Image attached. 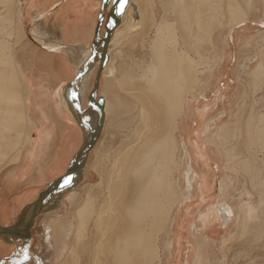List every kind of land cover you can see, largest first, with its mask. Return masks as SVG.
<instances>
[{
  "label": "bare ground",
  "instance_id": "obj_1",
  "mask_svg": "<svg viewBox=\"0 0 264 264\" xmlns=\"http://www.w3.org/2000/svg\"><path fill=\"white\" fill-rule=\"evenodd\" d=\"M124 1L126 6L123 8V14L118 16L122 27L116 26L112 30L108 46L113 47L117 40L116 45L118 46L119 42H122V45L121 40L126 39L128 35L129 39L139 43L142 51H146L148 56L147 62H143L144 66L142 62L139 65L138 61L132 59L136 62L137 69L134 68V63H131L135 71L132 69L128 72V78L131 80L129 86L126 85L131 93L129 90L127 94L123 92L127 91L124 85L127 83L123 81L124 84L120 86H125V89L123 90L122 86L120 90L116 89V92L122 91L121 94L126 95L123 98L122 95L118 96L120 99L113 102L107 98L109 100L102 102L103 107H97L93 115L79 108L82 79L88 70L96 69L99 61L100 47L97 46L95 50L98 52H95L90 60L87 59L88 62L78 65L77 80L69 85L67 96L70 98V109L84 132V139L87 138L89 130L95 129L99 115L102 114H105L106 118L111 116L108 120L111 122L110 131L119 133L121 128L126 127V133L120 132V145H114L110 155L112 163L114 162L112 170L106 173L103 168L101 175L100 168V179L90 185L87 192L94 194L89 193L73 213L77 226H73L72 230L69 228V217L46 218L43 232L50 231V236L44 234V237L54 243L57 234L64 232L67 227L64 235L66 239H73L72 245L69 244L60 250L62 252L65 249L60 260L57 261L54 256L55 264H175L174 258L181 256L183 252L188 264H210V254L205 250L206 246L212 242L216 243L214 239L219 235L218 225L225 228L237 214L235 208L226 202H210L213 186L208 181L212 174L210 167L205 166L207 156L214 153V164L219 166V155L214 148L220 150V146H224L227 141L232 142V139L241 136L243 131L256 133L257 139L260 138L258 141L264 145V116L258 119L251 116L245 125L241 123L239 110L235 114L231 112V122L216 127H205L208 131L214 129L210 138L198 137L204 133L200 124L194 133L196 137H193V134L188 132L190 123L193 117L202 118V108L196 105V102L207 98L203 93L197 96L194 92L199 87V92L214 88L216 102L222 99L232 102L238 97V88L222 79L230 57L228 49L231 45L249 46L260 33L259 28H264V0ZM12 2L0 0V171L4 166L7 167V164L19 159L21 148L27 143L31 130L23 105V95L26 96L22 93V88L25 83L20 70L16 71L13 55V44L19 42V36H24L22 27L21 31L17 27L18 23L20 26L22 24V10H17ZM17 18L19 22L16 24ZM108 52L106 51V56ZM114 54H111L113 59L109 58L112 65L118 57ZM120 56L123 57V54ZM120 56L119 63L123 61ZM123 64L124 61L121 65ZM127 66L129 68L130 65L126 64ZM113 67L117 68L114 65ZM120 70L119 72H124L123 69ZM111 72L112 68L106 76H110ZM124 74L127 75L126 72L122 75ZM251 75L253 83L258 80L261 83L264 77L262 58L258 60ZM106 76L101 78L107 79ZM120 77L117 80H120ZM115 79L112 78L114 84L117 82V85H114L116 88L119 80ZM125 110L128 111L129 118L123 116L127 113ZM198 130L202 132L199 134ZM178 134L180 140L177 138ZM212 136H216L215 139H212ZM257 139L252 142L257 143ZM20 142L22 144L19 145ZM130 145L132 146L129 148ZM81 178V170L75 171L63 186L46 196L38 214L56 210L62 203V194L65 191L71 192L67 200L72 202L76 194L74 188ZM99 193L101 196L97 197ZM91 198L97 201L96 205ZM196 203L202 207L207 206V209L197 219L198 228L195 235H192L193 244L185 248L183 244L189 241L184 240L186 225L192 220L196 210H200L196 208ZM252 206L250 203L244 205L247 214L242 221V234L249 230V221L254 217L255 207ZM26 221L19 225L23 230L21 233L27 229ZM171 223L172 229L167 234ZM2 236L11 239L7 240L11 243L17 241L20 244L13 255L1 264L20 261L24 255V246L31 239L30 230L27 240L11 235ZM165 236H169L166 241ZM225 240L223 238L219 242L223 245Z\"/></svg>",
  "mask_w": 264,
  "mask_h": 264
},
{
  "label": "crops",
  "instance_id": "obj_2",
  "mask_svg": "<svg viewBox=\"0 0 264 264\" xmlns=\"http://www.w3.org/2000/svg\"><path fill=\"white\" fill-rule=\"evenodd\" d=\"M124 2L123 0L121 4L123 5L121 15L123 14V8L126 6ZM18 3L22 10L21 27L24 36L20 45L15 49V59L20 67L23 82L25 83H23L24 88H22V93L26 96L24 97L23 95L25 99H23V105L31 130L29 129L30 133L27 137L28 144L25 143L21 148V156L19 155V159L0 171V227L15 225L23 217V214L30 205L36 201L39 194L48 185L65 175L71 169L83 146L84 132L80 126V122H78L70 109V98L67 95H69V87L77 80L79 66L83 62H88L94 56V53L98 52L95 50L97 46L101 47V39L104 36L106 23L105 16L108 10L107 6L105 12L103 11L104 0H18ZM96 36L98 37L97 40ZM126 39L124 38L125 43L124 40H121L123 41L122 45L120 44L122 42H119L117 46V40L113 44V47L111 45L108 46L107 52L110 49L111 51L108 52L105 65L109 66L104 65L105 68L101 72L96 94V100H99L102 107L103 103L109 100L107 98H110V101L113 102V100H118L121 95V98L126 96L121 94L120 91H117L118 93L116 92V89H120L121 86L115 88L117 82L114 84L115 81L113 80L115 78L117 80L118 77L126 72L127 75L124 74V76L127 79H122L124 77L122 75L120 77L122 81L118 80L120 82H129L128 72L132 71V69L135 71L134 68H137V64L135 66L136 62H133V60L138 61V64L142 61L146 62V60H143L144 58L147 59L144 53L145 51L136 50L131 45L128 47V35ZM118 47L123 49L119 48V50ZM231 47L234 55L230 54L226 63V73H223V78H221H228L235 84V70L238 63L241 62H237L236 59H239V56H236V54L243 52L242 57H246L248 55L246 53L256 54V51L249 46L244 47L238 45L237 47V45H231ZM257 51L259 54V49ZM119 52L123 54V57L120 56L121 54ZM112 53L114 56L118 55V62L117 60L114 61L116 58L112 60V63L116 62L113 65L117 66L118 69L119 56L123 59L124 64L121 65L122 61L119 65L124 72H119L120 69L118 70L110 64L109 61L111 60L109 58H114L111 55ZM127 58L129 61H127ZM131 63H134V68ZM126 64L130 65L129 68L128 66L126 67ZM97 67L96 69L91 68L88 70L86 72L87 75L85 74L82 79L83 86L79 88L81 95L79 108L82 111H86L87 109V98L93 87ZM106 68L110 70L108 71ZM111 68L113 72H111L110 76H106L108 72L110 73ZM122 69L120 71H123ZM104 71L107 72L103 74ZM112 73H119L120 76L114 75V77ZM102 76L108 78H101ZM110 79L112 80V84L110 83ZM112 85L115 86L112 87ZM109 86H111L110 89ZM127 87V91H124L126 92L125 94L129 90V87ZM122 89L124 90L125 86H122ZM114 94L115 97H113ZM128 96L126 99L129 98ZM206 97V99L201 101L199 99L196 102V105H200L201 107L203 104L205 105L204 113L201 119L193 117L188 130L190 133L196 131L198 124L203 126L209 125L211 117L215 116L222 109H228L230 107L235 114L240 108L238 114L243 115V117L245 116V118L252 113L256 114V111L249 106L243 107L241 105L240 107L238 103L235 107L233 104L228 106L227 101L220 106H211V104H207L210 98L208 96ZM110 101L108 102L110 103ZM110 117L106 118L105 114H102L103 124L101 130L87 156L83 167V174L81 170L82 178L78 184L79 192L82 187H87L98 182L99 174L95 172L96 167L99 169L102 166L98 167V163L101 162L103 155L107 156L109 153L111 155V150L115 145L114 143L112 144V137H116L117 134L104 126L105 122L110 120ZM222 119L224 120L226 117H222ZM104 120L106 121L104 122ZM198 131L199 134L202 132L201 130ZM212 131L214 134V130ZM210 134H200L197 136L200 139L210 138ZM256 136V133L243 132L240 136L243 138L242 141H230L228 151L225 152L224 150V152H221L220 166L214 164L216 161L214 153L208 154L207 156V163L211 164L209 166L212 175L208 178V181L213 186L212 192L210 193L212 200H221L228 203L233 209L235 208V212H237L240 203H255L261 199V141H258L260 138L257 139ZM215 137L212 136V139H215ZM108 138L110 141H107ZM256 139L258 144L256 141H253L254 143L252 142V140ZM233 143L236 144L232 145ZM108 145H110L109 149L107 147ZM203 146L205 145L203 144ZM104 148L105 150L102 152ZM221 186L223 187L222 190H220ZM80 196H82V192ZM82 199L83 197L79 201H82ZM68 206V203L64 202L58 211L59 214L57 217L65 218L66 214L71 210ZM60 212L62 213L60 214ZM43 217L44 215L39 213L34 218L30 228L31 239L27 243L30 245L25 247L21 260L16 263L8 262L7 264H34V262L37 264L38 260L42 264L43 260L38 250L39 243L35 241H38L36 232ZM18 231H23L20 226ZM36 237L37 239H35ZM7 240L11 239L4 238L0 235V264L6 259H9L19 245L17 241L12 240L13 243H11V241Z\"/></svg>",
  "mask_w": 264,
  "mask_h": 264
},
{
  "label": "rangeland",
  "instance_id": "obj_3",
  "mask_svg": "<svg viewBox=\"0 0 264 264\" xmlns=\"http://www.w3.org/2000/svg\"><path fill=\"white\" fill-rule=\"evenodd\" d=\"M12 1H13L12 2L13 6H15L16 9L18 10L20 8L18 0H12ZM15 3L17 6L15 5ZM127 13L129 14V12H127ZM128 19H129V16H128ZM18 22H19V20L17 18L16 24ZM18 24H19V26H18ZM18 24H17V27H18V29L20 28L19 31H21L20 23H18ZM116 26L122 27V23L120 24V21H119V23ZM259 26H263V25H259ZM259 26H258V28H259ZM125 30H127V29L125 28ZM259 30H260V33L258 34V36L251 42V44H249V47H252L256 51V54L246 53V54H248L246 57H242L243 52L242 53L238 52V54H236V56H239V59H236L237 62L238 61L239 62L241 61V62L238 63V66L235 70V74H236L235 84H233V81H230V79H228V78L224 79V80H226L225 82H227V83L231 82L233 85H235L234 87L238 88L239 92L237 94L238 95L237 98H235L232 102H229L228 99H225V100L222 99V101L216 102L215 98H214L216 95V93H214L215 92L214 88H210L208 91L206 90L207 92L205 91L206 92L205 93L203 90H202L203 92L202 91L199 92V90L201 89L199 87L197 89V91L194 92L195 95H197V96L201 93H203L202 95L208 96V98H210V99L207 102V104H211V106L212 105L220 106L225 101H227L228 106L233 104L235 107V106H237V103H238V105L240 107L242 105L243 107L249 106L250 108H253L256 111V114L252 113L247 118H245V116L243 117V115L241 116L239 114L240 115L239 118L241 120V123L245 124V125H247L248 120H249V118H251V116L256 117L254 119H258L259 117L264 116V77L261 79V83L258 82L259 81L258 79H256L258 81H255L253 83L252 75H251L252 71L257 66L258 60L260 58H262V60L264 61V28H259ZM22 39H23V37L19 36V42L17 41L13 44V55H15V49L17 46L20 45V42ZM9 40H11V38ZM129 45H131L133 48L135 47L136 50L137 49L142 50L139 43L134 42L132 39H129ZM246 46H248V45H246ZM258 49H259V54L257 51ZM228 52H229V54H231V52H233V49L231 46H230V49H228ZM145 55L148 58L146 51H145ZM241 57H242V60H241ZM14 59H15V56H14ZM143 60H145V58ZM147 60L148 59H146V62H147ZM15 61H16V59H15ZM144 63L142 61L143 66H144ZM15 66H16V71L18 72L20 69H19V67L17 68V63H15ZM225 73H226V71H225ZM130 80H131V78H129V82H127V84H124V82L121 83L119 81L118 86H120V84H124L126 86L130 83ZM247 82H249V83H247ZM239 87H240V89H239ZM211 89H213V90H211ZM129 92L131 93V90H129ZM194 93H193V95H194ZM220 93H224V92H220ZM212 94H213V96H212ZM200 108H202L201 114L203 117L204 107H200ZM214 108H216V107H214ZM238 110H240V108ZM128 111H129V108H128ZM128 111H126L127 113L125 115H123L126 118H129ZM231 112H232V109L230 107L228 109H222L215 116L211 117L210 121H212V122H209L208 126H211V127L215 126L216 127L219 124H224V123H227L229 121L231 122V115H230ZM123 116H121V117L124 118ZM222 117H226V119L223 120ZM110 124H111V122L107 121V122H105L104 126L108 127V129H109ZM200 127L204 131V133H203L204 135H206V134L209 135L210 133H211L210 135H213L212 130H214V129H210L209 131L205 130L207 128V125H205V126L201 125ZM125 128H123V129L121 128L119 133H116L117 136L112 137V144L113 143L115 145L117 144V147L120 145V140H121L120 132L126 133ZM243 132H245V131H243ZM194 133H195V131L191 134H193V137H196L194 135ZM177 136H178L177 138L180 140V135L178 134ZM242 140H243V138L240 136L232 139V141H242ZM107 141H110L109 138L107 139ZM199 142H201V141H199ZM18 144L20 145L22 143L20 142ZM112 144H110V145L112 146ZM234 144H236V143H233V145ZM110 145L107 146L108 149L110 148ZM207 145H211V144H207ZM217 145L219 146V144H217ZM131 146L132 145H130L129 148ZM225 146H229L228 141L226 144H224V146H222V147L220 146V149L222 151L225 150V152H226V151H228L229 147H225ZM223 148H228V149H223ZM113 149H114V147L112 148L111 153H112ZM104 150H105V148L103 149L102 152H104ZM214 150H215V152H217L216 154L219 155L218 161L221 162V159H220L221 156L220 155H222L221 154L222 151H220L218 148L216 149V147L214 148ZM260 150H261L260 161H261V174H262L261 175V199H260V201H256L255 203H250V202L240 203V206H238V208H237V212H236L237 215L232 220V222L229 225H227L225 228H223V225H218L217 229L219 231V235L214 239L216 243H214V242H212L211 244L209 243V246H206V248H205V250L209 251V254H210V257H208L210 264H264V145L261 144ZM113 163H112V159L110 157V153L107 156L103 155L101 157V162L98 163V167L101 165L102 166L99 167V169H97V167H96L95 172L98 173L100 168H102L101 172H99L100 174L102 172H104L103 168L105 169V172L106 171L108 172L109 170L111 171L113 168V167H111ZM8 165L9 164H7L6 166H8ZM209 165H210L209 163H206L205 166L210 167ZM4 167L2 168V170L4 169ZM106 173H104V174H106ZM99 177H100V175H99ZM79 183H80V181L77 182V185L74 188V191L76 193L75 194L76 197L74 196L72 198L73 203L69 202L67 200V197L69 196V194H71V192L65 191L62 194V198H61L62 203L56 210L48 212V213H40V214H43L44 217L40 222V226L37 228L36 235L38 237V241H35V242L36 243L39 242V244H40L38 250H39V253H40L42 260H43L42 264H55L56 263L54 261L55 258L57 261L60 260L65 249L62 252H60V250L62 248H66L69 244H71L73 242L72 238L69 237L68 239H66V237H65L66 235H64L65 234L64 232L66 231L67 227H65L64 232H59L57 234L54 243L47 241V239L45 240L44 234H46V236L49 237L50 231L49 232L48 231L43 232V224H44L46 218L57 217L59 214L58 211L63 206L64 202H66L69 205L68 207L71 208V210L68 212V214H66V217H69V220H70V227L69 228L72 230V229H74V228H72L73 226H77V220L73 216V213L76 211L78 206H81L82 201L89 195V193H90V195L94 194V192H92L93 193L92 194L91 191L89 193H87L88 190L90 189L89 186L82 187L81 191L79 192V189H78ZM221 189L222 188L220 187V190ZM74 191L72 193H74ZM176 191H178V190H176ZM81 192H82V196H80ZM210 192H212V191H210ZM99 196H101L100 193L97 194V197H99ZM81 197H83V199H82V201H79V199ZM91 200L93 201V204H95V205L97 204L96 200H93V198H91ZM98 202H99V200H98ZM210 202H212V203L221 202L222 203L223 201H221V200L213 201L212 195H211ZM246 203H250L251 205H253L252 207H255V212H254V217H252V219L249 221V224H250L249 230L244 231L242 234L241 233V225H242V221H243L245 215L247 214V212H245V209H244V205ZM196 206H197L196 208H200V210H198V211L196 210L194 217L192 218V220H190V222L186 225V228H185L184 240H187V239L189 240L187 244L186 243L183 244V246L185 248L190 247L191 244H193L192 235H195V230L198 228L197 219H198L199 215L204 213L205 210L207 209V206L202 207L198 203H196ZM175 211H176V209H174L173 213H175ZM61 213L62 212H60V214ZM171 229H172V223L168 227L167 234L171 231ZM37 237L35 239H37ZM165 237H166L165 238V241H166L169 238V236H165ZM223 238H225L226 240H225L224 244L222 245V243H220L219 241H221ZM23 242H26V241H23ZM23 242H21V243H23ZM19 244H20V242H19ZM29 245L30 244L26 243L24 246V249L26 246H29ZM221 245H222V247H221ZM37 247H38V245H37ZM184 247H183V249H184ZM54 256H55V258H54ZM174 259H176V260H174L176 262L175 264H188V261L186 260L185 252H183L181 254V256L179 255L178 257H176ZM177 261H179V262H177ZM35 263L36 262H34V264ZM37 264H41L40 260H38Z\"/></svg>",
  "mask_w": 264,
  "mask_h": 264
},
{
  "label": "water",
  "instance_id": "obj_4",
  "mask_svg": "<svg viewBox=\"0 0 264 264\" xmlns=\"http://www.w3.org/2000/svg\"><path fill=\"white\" fill-rule=\"evenodd\" d=\"M123 0H104L103 3V11L105 12L107 6H109V9L106 12L105 16V27H104V36L101 39V47H100V52L98 53V67L96 71V75L94 78V83L92 90L90 91V94L88 95L87 98V109L86 112L89 114L92 113V115L95 112V109L97 107L101 108V104L99 100H96V94L99 86V79L101 72L104 68L105 62H106V51H107V46L110 41V34L112 30L116 27V25L119 23L118 16L121 13V4ZM98 37L96 36V40ZM102 113V112H101ZM102 116L99 115L97 125L95 129L89 130L88 136L86 139H84V143L82 148L80 149L71 169L62 177L56 179L54 182H52L50 185H48L37 197L36 201L30 205V207L25 211L23 214V217L15 223V225L10 226V227H0V235H11L14 237H18L19 239H28L29 238V230L33 224V220L35 216L38 214L41 208V204L44 202L45 198L47 195L53 193L59 187L64 185V182L69 179L71 176H73L74 172L77 170H83L85 161L87 159V156L89 152L91 151L98 135L101 130L102 126ZM25 220L26 222V231L24 233H21L18 231V227L21 223H23Z\"/></svg>",
  "mask_w": 264,
  "mask_h": 264
},
{
  "label": "snow or ice",
  "instance_id": "obj_5",
  "mask_svg": "<svg viewBox=\"0 0 264 264\" xmlns=\"http://www.w3.org/2000/svg\"><path fill=\"white\" fill-rule=\"evenodd\" d=\"M123 7V5H121V8Z\"/></svg>",
  "mask_w": 264,
  "mask_h": 264
}]
</instances>
